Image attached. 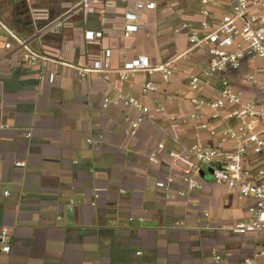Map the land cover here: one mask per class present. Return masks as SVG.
<instances>
[{"label": "crops", "instance_id": "crops-1", "mask_svg": "<svg viewBox=\"0 0 264 264\" xmlns=\"http://www.w3.org/2000/svg\"><path fill=\"white\" fill-rule=\"evenodd\" d=\"M27 1L32 7L15 10V20H5L2 13L9 12L0 9V21L38 54L62 55L63 62L82 68L102 61L110 50L111 70L143 56L152 66L172 62V75L164 81L157 73L138 72L119 82L113 72L80 77L75 68L61 65L39 61L28 67L22 48L0 32V41L11 44L10 50L0 48V229L10 230V250L1 252L0 244V264H213L212 249L237 264L257 255L264 233L231 232L248 221L252 199L238 200L206 172L201 188L187 191L165 153L214 146L216 139L202 124L217 132L229 125L213 121L207 109L191 117L190 99L213 98L219 79L190 90V77L201 74L208 56L203 48H191L188 38L192 32L205 34V20L216 25L230 14V4L156 0L154 10L137 13L138 31L123 38V14L141 0H99L86 18L77 6L81 0H58L57 6L55 0ZM203 7L208 17L200 14ZM69 10L60 26L49 27ZM87 31L101 37L87 41ZM260 62H243L228 74L229 85L246 98L260 96L241 82ZM51 71L55 79L49 83ZM147 81L158 90L142 95ZM117 94L164 111L145 120L131 138L125 131L136 112L103 104ZM170 176L174 197L167 199L155 184Z\"/></svg>", "mask_w": 264, "mask_h": 264}, {"label": "built area", "instance_id": "built-area-1", "mask_svg": "<svg viewBox=\"0 0 264 264\" xmlns=\"http://www.w3.org/2000/svg\"><path fill=\"white\" fill-rule=\"evenodd\" d=\"M125 1V0H123ZM231 6V13L221 17L216 25L205 20L201 23L205 34L199 36L196 32L189 35L191 48H203L208 56V62L200 75L191 76L189 87L197 91L209 84V81L218 78L219 87L217 94L210 99L191 98L194 114L197 117L204 109L209 110L213 121H226L227 127L217 132L208 124H202L209 135L216 139L214 146L193 145L184 147L179 152L165 151L163 144H158L159 151H165L171 165L179 171V178L187 191L201 188L200 172L208 173L212 179L232 192L238 200L243 201L251 198L253 204L248 207L249 219L246 222H238L232 228V234L246 236L255 233H264V0H224ZM99 0H81L78 8L83 12L84 18L91 4ZM205 6L206 0L202 1ZM156 0H141L135 3L134 10L123 14L124 26L123 38H129L138 31L136 25L137 13L143 10H154ZM71 10L66 11L52 22L49 27L60 26L67 18ZM200 14L208 17L205 7ZM4 30L22 48V58L28 67L37 66L38 62L50 65H61L68 68L74 66L62 61L63 56L56 59L42 56L30 49L26 42L13 35L0 21V32ZM101 33L87 31L84 38L87 41L100 38ZM0 48L10 50L11 44L0 41ZM102 61H95L88 67L75 68L80 77L90 73L113 72L119 82H124L138 72L149 75L157 73L164 81L172 75L171 63L150 65L147 57H136L124 62L121 67L111 70L109 59L111 51L105 50ZM261 61L255 66L254 72L246 74L241 82L244 86H254L260 96L246 98L242 90H236L229 85L228 74L240 69L243 62ZM55 74L48 73V82L52 83ZM157 85L147 81L141 86L142 95L155 93ZM103 104H112L123 110H134L136 116L131 120L125 133L133 138L141 124L148 119H153L154 114L164 111L161 107L150 109L140 100L132 96L117 94L114 99L104 98ZM171 121L174 118H170ZM31 134H27V138ZM91 143V140H87ZM155 154H151L154 157ZM16 167H24V162H16ZM174 182L173 177L165 181L156 182V188L166 192V198L172 199L169 186ZM7 196L8 193L4 192ZM182 196L183 193H178ZM97 197V195H96ZM69 207H72L71 202ZM9 228L0 229L1 252L8 253L10 248ZM213 264H231L217 249L210 252ZM262 260V263L258 261ZM237 264H264V248L254 257L245 258Z\"/></svg>", "mask_w": 264, "mask_h": 264}, {"label": "flooded vegetation", "instance_id": "flooded-vegetation-1", "mask_svg": "<svg viewBox=\"0 0 264 264\" xmlns=\"http://www.w3.org/2000/svg\"><path fill=\"white\" fill-rule=\"evenodd\" d=\"M55 5H59L58 0H55ZM26 2L25 0H0V9L7 10L9 12V16L11 20L14 19V11L15 10H25L26 9ZM24 19L26 22L30 21L28 15H24Z\"/></svg>", "mask_w": 264, "mask_h": 264}, {"label": "rangeland", "instance_id": "rangeland-1", "mask_svg": "<svg viewBox=\"0 0 264 264\" xmlns=\"http://www.w3.org/2000/svg\"><path fill=\"white\" fill-rule=\"evenodd\" d=\"M25 2H26V9L25 10H29L31 7H32V4L29 2V1H27V0H25ZM171 3L173 4H177L178 2L177 1H171ZM4 14V19L5 20H8V21H11V18H10V16H9V13H7L8 14V16H6V13H2V15ZM6 16V17H5ZM262 237H264V235H262ZM258 250H260V247L259 248H257V250L256 251H258Z\"/></svg>", "mask_w": 264, "mask_h": 264}, {"label": "water", "instance_id": "water-1", "mask_svg": "<svg viewBox=\"0 0 264 264\" xmlns=\"http://www.w3.org/2000/svg\"><path fill=\"white\" fill-rule=\"evenodd\" d=\"M210 173H211V170L208 171V174ZM204 175H205L204 172H200V176H204Z\"/></svg>", "mask_w": 264, "mask_h": 264}]
</instances>
